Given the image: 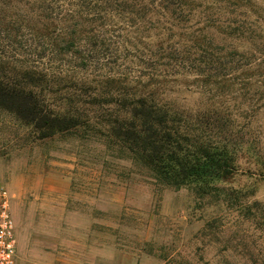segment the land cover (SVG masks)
Returning a JSON list of instances; mask_svg holds the SVG:
<instances>
[{
    "label": "trees",
    "instance_id": "1",
    "mask_svg": "<svg viewBox=\"0 0 264 264\" xmlns=\"http://www.w3.org/2000/svg\"><path fill=\"white\" fill-rule=\"evenodd\" d=\"M18 29L36 60L18 68L0 58V110L39 139L83 132L155 187L187 189L264 224V203L228 187L244 153L217 100H234L239 80L260 88L250 98L264 102V0H0V34ZM132 52L138 69L116 70ZM174 84L195 87L207 103L180 105ZM245 264L259 263L251 254Z\"/></svg>",
    "mask_w": 264,
    "mask_h": 264
},
{
    "label": "rangeland",
    "instance_id": "2",
    "mask_svg": "<svg viewBox=\"0 0 264 264\" xmlns=\"http://www.w3.org/2000/svg\"><path fill=\"white\" fill-rule=\"evenodd\" d=\"M22 4H15L18 15ZM134 55L122 54L128 61L116 70L136 71ZM50 56L48 50L40 65L48 67ZM0 58L18 68L35 64L31 36L23 29L0 34ZM237 84L234 100L217 98L229 107L225 125L244 153L228 187L264 203V170L254 166L257 159L264 165V102L250 98L260 88ZM168 87L180 105L207 103L195 87ZM0 181L11 199L17 264H245L251 254L264 264L262 221H245L184 188H157L145 171L83 132L39 139L32 125L0 110Z\"/></svg>",
    "mask_w": 264,
    "mask_h": 264
},
{
    "label": "built area",
    "instance_id": "3",
    "mask_svg": "<svg viewBox=\"0 0 264 264\" xmlns=\"http://www.w3.org/2000/svg\"><path fill=\"white\" fill-rule=\"evenodd\" d=\"M0 264H17L16 227L11 214V199L0 181Z\"/></svg>",
    "mask_w": 264,
    "mask_h": 264
}]
</instances>
